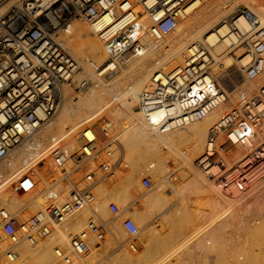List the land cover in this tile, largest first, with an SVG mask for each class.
Here are the masks:
<instances>
[{
	"label": "built area",
	"instance_id": "built-area-1",
	"mask_svg": "<svg viewBox=\"0 0 264 264\" xmlns=\"http://www.w3.org/2000/svg\"><path fill=\"white\" fill-rule=\"evenodd\" d=\"M194 0H52L49 6L24 0L19 19L10 16L3 25L7 32L0 36V163L13 149L35 136L57 113L62 92L71 84L79 63L57 41L59 30L73 20L92 25L107 48L109 59L99 68L101 76H111L126 65L127 58L145 56L150 41L158 42L171 34L179 20L188 16ZM253 25L257 18L246 8H237ZM117 19L132 16L126 25L114 24L95 28L106 15ZM148 18L145 28L138 19ZM236 43L231 47L241 62L242 79L253 81L264 73V28H256L249 36L234 30ZM241 53L237 54L239 50ZM183 66L166 70L157 65L134 109L139 111L153 130L168 132L205 118L229 101L221 77L213 73L214 57L204 42L196 43ZM249 58L246 63L244 60ZM264 85L251 98L243 95L239 105L226 111L208 133L202 155L195 161L201 172L217 183L220 191L245 194L257 164H264ZM76 148L68 150L64 143L52 145L26 166L13 180L12 190L23 198L36 191L41 183L61 187L51 193L35 214L9 211L0 204V264L13 263L20 257L22 242L36 245L51 235L54 224H62L78 213L88 211L85 227L69 236L70 250L85 259L93 247L106 245L111 239L109 222L98 214L97 189L120 180L123 163L121 148L116 154L117 140L102 141L94 128L83 129L75 136ZM238 148L245 149L241 158L228 164L223 157ZM245 163L244 166L241 164ZM214 165L221 173H210ZM168 182L178 181L171 166ZM180 170V169H179ZM210 173V174H209ZM166 189L172 195V186ZM158 191L151 175H146L133 190L129 207L122 210L116 202L108 204L109 219H122V226L133 249L138 248L139 228L132 214L145 211V200ZM55 264H73L69 251L55 250Z\"/></svg>",
	"mask_w": 264,
	"mask_h": 264
},
{
	"label": "bare ground",
	"instance_id": "bare-ground-1",
	"mask_svg": "<svg viewBox=\"0 0 264 264\" xmlns=\"http://www.w3.org/2000/svg\"><path fill=\"white\" fill-rule=\"evenodd\" d=\"M23 1L0 0V36L7 32L3 19L6 23L10 16H15L18 20ZM30 1L49 6L52 0ZM237 2L246 3V9L256 16L258 25H253L245 14L236 11L233 6ZM131 20L132 16L120 15L117 19H112V16L108 14L100 22L101 26L98 24L95 28L114 24V29L108 32L112 34L115 29L126 25ZM138 21L145 28L151 25V21L146 17ZM256 28H264V0H194L188 9V16L179 20L178 26L171 34L158 42L150 41L148 53L145 56L127 58L126 65L108 77L101 76L98 70L109 59L107 48L98 33L88 23L78 20L70 22L66 27L67 31L63 28L59 30L56 39L79 63V72L73 76L72 83L80 87V92L74 93L72 83L66 84L56 115L35 136L13 149L10 155L0 163V204L9 211L15 212L20 209L24 215H31L45 205L51 193L56 191L59 196L61 187H55L53 191L54 187L49 186L50 188L44 189L39 183L36 191L19 198L12 190L13 180L26 166L34 167L36 165L34 159L42 152L48 151L47 149L52 145L64 143L68 150H73L76 148V134L84 128H94V133L102 141H106L107 138L117 140V146H114L115 152L118 154L121 148L124 159L119 172L120 180L116 184L103 185L97 189L100 218L104 219L110 215L108 210L110 202L116 201L123 206L130 197L129 193L133 191L134 183L141 179L143 172L146 174L145 169L148 167L153 169V174L157 175L156 183L160 186L157 193L154 192L147 197L145 201L147 211L131 215L134 221L141 225L143 221L153 217L174 199H177L179 206L178 214L175 215L178 228L171 245L164 246V241L155 236L157 233L154 228L150 230V235L154 240L159 239L158 249L153 251L146 244L144 247L142 243L135 249L130 246L109 259L108 264H200L202 256L207 258L211 252H219L223 257L220 259L224 261L227 256L230 259L229 253L232 250L233 258L236 248L232 249L231 246L232 250L229 249L228 252L223 244H231L233 240H236L237 244H243L244 238L242 237V240L240 237L242 241L237 237L232 238L233 240L230 238L227 242V240L224 241L226 237H230V234L232 237L233 231L237 236H243L242 233L246 232L250 236L264 230V228H254L251 224L250 226L245 223L249 220V205L253 206V210L264 212V189L255 188L254 197L251 200L253 202L249 201L251 203L249 204L247 199L244 201L239 199L240 194L231 195L232 193L220 191L215 181H207L194 169L193 161H196L204 152L209 130L220 117L226 111L233 109L231 106L234 103H237L235 104L237 107L241 96L251 98L264 85L263 73L257 79L248 81V84L246 81L240 89L238 88L239 91L232 95L226 88L227 80L222 75L223 72L218 69L220 64H223L225 69L233 66V56H230V53L231 47L236 43L234 30L239 29L244 36H249ZM199 41L204 42L211 51L215 60L213 73L222 75V87L229 95V101L202 120L183 128L168 132L153 130L145 117L134 110L138 94L157 70V65L161 64V67L166 70L183 66L191 53V48ZM241 51L242 49L239 50ZM248 60L249 58L243 63ZM240 65L241 62L237 60V66ZM243 153L245 154V149L238 148L224 156L223 161L231 164V159L241 158ZM174 164H178V167H174ZM244 165L245 163L241 164V166ZM171 166L175 168V173L179 172V169L182 170L181 174L178 173V183L174 185L168 182ZM203 173L205 176L208 175L207 172ZM210 173L217 175L221 173V169L214 165ZM155 175H153L154 178ZM213 182L218 190L213 187ZM169 185L175 193V196L170 199L165 196V190L169 188ZM88 216V211H83L65 223L54 224L51 235L36 245L27 241L22 242L19 246V259L6 264H55L54 255L58 247L69 251L73 264H94L107 248L115 245V240L119 242L123 239L125 230L120 221L111 223L109 242L98 248L93 247L92 244L91 255L85 259H78L70 250L69 236L71 234L69 232L82 230ZM232 245L237 246L234 243ZM174 254L178 256V259L171 263L169 260ZM225 254H227L226 257ZM223 260L221 264L225 263Z\"/></svg>",
	"mask_w": 264,
	"mask_h": 264
},
{
	"label": "rangeland",
	"instance_id": "rangeland-1",
	"mask_svg": "<svg viewBox=\"0 0 264 264\" xmlns=\"http://www.w3.org/2000/svg\"><path fill=\"white\" fill-rule=\"evenodd\" d=\"M233 7L237 9V8H246L247 6H246L245 2H237ZM239 53H241V52H239ZM237 54H238V52H237ZM230 56H233V66L231 68H229V69H225L224 65L220 64V65H218V69H219V71L221 70L220 72H223L222 75L225 76V78L227 80L226 81L227 82L226 83L227 90L230 91V94L234 95L235 92H238L240 87L246 81H244L242 79L243 72L237 66V60H236L235 56L233 54H231V53H230ZM77 72H79V70ZM222 75H220V77ZM247 84H248V81H247ZM71 87H72L74 93L80 92V87L77 86L76 84L72 83ZM235 104H237V103H234V105H232L231 107L235 108L236 107ZM231 160H233V159H231ZM125 161L127 162V160H125ZM180 164L181 163H179V165ZM193 165H194L193 166L194 169H196V171L198 173H200L204 178H206L207 181H211V179H209L207 176H205L203 172H201L200 170L197 169V167L195 165V160L193 161ZM176 166L178 167V164H174V167H176ZM128 169H126V170H128ZM149 169H150L149 167L147 169H145V171L147 170L146 174H144L145 172H143L142 176H141V179L144 176H146L147 173H149V172L150 173L148 175H151L152 177H153V175H155V174H153V171H152L153 169H150V170ZM181 171L182 170L180 169L178 173L181 174ZM252 174L253 175L251 176V180H250L251 183L249 184L248 191L245 193V197H244V194H240L239 195L238 193L236 194L235 192H233V194H231V195H239V199H242L243 201L245 199H247L248 202L249 201L251 202V200H253V197H254L253 193L255 192V190L257 188L258 189L259 188H263L264 189V164H261V165L257 164V166H255L254 171H253ZM155 176L156 177L155 178L153 177V179L155 180L154 182L156 183L157 175H155ZM178 178H179V176H178ZM141 179H138L134 183L133 190L140 183ZM116 183H114V184H116ZM177 183H178V181H177ZM157 186H158V189H159L160 184L158 183ZM213 187L216 188L215 182H213ZM131 193H129L130 197H128V199L123 203V206L120 203L115 201L118 205H120V208L122 210H125L126 208L129 207L128 205H129V201H130V198H131V195H132ZM165 196H167V198L170 199V198H173L175 196V193H173L170 196V195H167L166 192H165ZM98 200H99V197H98ZM177 202H178L177 199H174L170 204L165 205L163 207V209H161L159 212H157L153 217L143 221L141 223V225H138L136 223L138 225V228H139L138 246H140L141 243H142V244H144V247H146V245H148V248H150L151 250L153 249V251H154L155 249H158L157 248V244L160 242L157 237H160V239H162L164 241V246L165 245L166 246L171 245L174 242L175 234H176L177 228H178L177 227L178 226V222L176 220L177 218L175 217V215L178 214L177 213V209H179V206H178ZM250 202H249V204H251L253 201L251 203ZM145 207H146V203H145ZM250 207H252V208H250ZM253 209H254L253 206L249 205V207H248V212H249L248 213V219L249 220H246L245 223L248 224V225L251 224L252 227H254V228L255 227H257V228L259 227L261 229L264 228V214H263L264 212L257 211V209L256 210H253ZM145 210L147 211V207L145 208ZM257 212H259V213H257ZM104 220L108 221L110 224L116 222V221L113 222L111 218L109 219V216L107 218H104ZM117 221H120V223H122V219H119ZM154 228H155L156 233H157V234H155V236H157V237H154V238H156L158 240H154L153 236L150 235V230H152ZM260 232L257 231V233H253V235L255 234L254 236L250 234V236H251L250 237L248 235L249 234L248 232L242 233L243 236H239V235L237 236V235L234 234V231H233L232 237H231V234H230V237L229 236H228V238L226 237L227 239L225 238L224 241L227 240V242H229L230 238H231V240H233L234 238L236 239V237H237V239L239 238L238 240H240V237H241V239L243 237L244 240L242 239L243 241L242 240H240V241H242L244 243L243 244L239 243L240 242L239 241L238 242L239 244H237L236 240L235 241L233 240V241H231L232 242L231 244L224 242L226 245L223 244V247L225 246L224 248H225L226 251L228 250V252L230 251L229 249H231V246H232V249L236 248L235 249V254H234L235 256L232 258V253L231 252L233 250L231 249L232 251L229 253L231 255L230 259H228L229 256H227L228 258L226 257V255L228 254V252H227V254H225L226 260L224 261L223 259H220V258H223V257L220 256L221 254L219 252H211L210 254H208L207 258H204V256H202V258L200 260V262H201L200 264H221V260H223L225 262L224 264H264V230H263V232L262 231H260ZM69 233L72 234V233H76V232H72L71 231ZM244 234L245 235L247 234V235L245 236ZM257 234H259V235H257ZM245 237H247V239L248 238L249 239L247 240ZM122 238L123 239L121 241H119V242L116 241V240L115 241L113 240L115 245L107 248L105 250V252L102 254L101 258L98 259L97 261H95L94 264H108L109 259H111L112 257H114L116 255H119L120 253H122L123 249L131 246V244L128 243V238H127L126 233L123 234ZM233 243H234V245H237V246L236 247L233 246L232 245ZM228 244H230L229 245L230 247H228ZM227 247H228V249H227ZM226 251H225V253H226ZM154 255H155V253H154ZM218 255H219V257H218ZM176 259H178V256L174 254L172 257H170L169 261L171 263H173V261H175ZM194 260H196V258Z\"/></svg>",
	"mask_w": 264,
	"mask_h": 264
}]
</instances>
